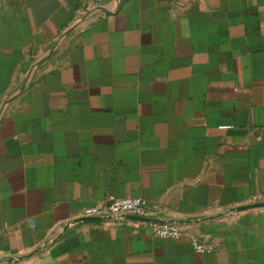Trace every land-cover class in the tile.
Instances as JSON below:
<instances>
[{
	"label": "crops",
	"instance_id": "0c3cea01",
	"mask_svg": "<svg viewBox=\"0 0 264 264\" xmlns=\"http://www.w3.org/2000/svg\"><path fill=\"white\" fill-rule=\"evenodd\" d=\"M263 192L264 0H0V264H264Z\"/></svg>",
	"mask_w": 264,
	"mask_h": 264
},
{
	"label": "built area",
	"instance_id": "2783aa9c",
	"mask_svg": "<svg viewBox=\"0 0 264 264\" xmlns=\"http://www.w3.org/2000/svg\"><path fill=\"white\" fill-rule=\"evenodd\" d=\"M98 3L102 0H93ZM225 129H231V125L223 126ZM253 203L264 204V192L252 198ZM149 205L144 198L141 197H116L108 195L105 200L97 204L86 207L84 216L87 218H98L107 223L116 224L126 216L146 217L148 215ZM151 234L157 239H177L181 236L180 227L177 222L172 220H163L161 222H153L151 224ZM54 240V237L48 238L45 243L39 244L36 251L44 252L46 245ZM193 248L196 252L203 253L211 250V246L197 239L192 240ZM22 256L10 257L11 259H19Z\"/></svg>",
	"mask_w": 264,
	"mask_h": 264
},
{
	"label": "water",
	"instance_id": "95a60500",
	"mask_svg": "<svg viewBox=\"0 0 264 264\" xmlns=\"http://www.w3.org/2000/svg\"><path fill=\"white\" fill-rule=\"evenodd\" d=\"M244 208H246V207H244ZM132 217H134V218H144V217H138V216H132Z\"/></svg>",
	"mask_w": 264,
	"mask_h": 264
}]
</instances>
